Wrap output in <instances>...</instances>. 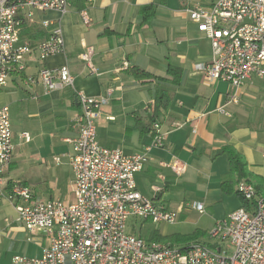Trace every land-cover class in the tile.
Listing matches in <instances>:
<instances>
[{
    "label": "crops",
    "instance_id": "1",
    "mask_svg": "<svg viewBox=\"0 0 264 264\" xmlns=\"http://www.w3.org/2000/svg\"><path fill=\"white\" fill-rule=\"evenodd\" d=\"M217 1L92 0L82 11L69 3L65 14L32 10L33 17L24 18L22 42L39 45L59 23L66 53L44 61L36 53L26 57L25 71L14 74L8 87L0 92L5 96L0 108L9 107L11 123L15 107L27 111L32 119L22 120L19 129L12 123L15 152L5 174V185L0 186V196L8 195L15 184H22L41 199L73 203L76 190L72 167L67 160L56 164L53 158L69 152L68 140L78 135L75 123L81 108L77 92L91 98L106 97L109 104L96 128L101 147L121 149L126 155L140 153L154 144V127H160L164 145L152 149L149 162L135 180L145 198L175 213L177 220L171 224L172 234L165 233L169 224L155 222L164 233L157 232L152 241L196 235L194 243L211 245L208 234L212 228L243 206L237 189L240 180L230 179V193L223 190V182L232 172L224 148L231 147L242 155L248 175L242 181L253 184L258 193L264 192V80L250 78L238 91V101L233 102L235 91L230 84L213 82L195 73L196 64L209 60L212 44L207 26L193 21L187 9L193 4L209 7ZM145 8L150 10L143 15ZM85 14L88 23L83 19ZM90 49L91 65L97 74L91 73L85 59ZM66 64L74 77L73 88L46 95L42 84L32 88L25 85L26 79L37 76L42 68ZM120 67L124 69L118 72ZM133 67L155 75L157 82L141 85L129 74ZM158 89L168 97L158 121L152 124L145 108L154 101ZM23 133L30 135L29 141L20 139ZM19 147L24 149L17 153ZM56 147L60 152H54ZM22 154L29 157L31 173H47L53 183L32 185L27 178L14 181L10 173ZM49 160L54 164L53 175ZM175 167L183 169L180 175ZM41 181L47 182L48 176ZM197 204H203L202 212L196 209ZM151 221L131 219L129 231L143 239L138 230ZM9 222L6 219L0 227V237L2 232L11 233L5 238L8 252H0V263L10 262L15 256L10 253L19 241L40 246L42 252L50 246V236L30 235L24 226L14 227L15 223Z\"/></svg>",
    "mask_w": 264,
    "mask_h": 264
},
{
    "label": "built area",
    "instance_id": "2",
    "mask_svg": "<svg viewBox=\"0 0 264 264\" xmlns=\"http://www.w3.org/2000/svg\"><path fill=\"white\" fill-rule=\"evenodd\" d=\"M92 0H90V3ZM68 0H0V92L14 74L25 71L26 57L36 53L40 60L64 55L65 39L61 25L52 29L48 39L37 46L22 42L21 30L32 10L68 12ZM188 13L195 22L204 23L212 52L206 63H198L195 73L213 82L231 85L236 97L252 78L264 80V0H219L212 6L193 4ZM86 23L90 20L85 14ZM93 49L85 59L92 74ZM124 67L118 68V72ZM42 84L46 95L74 87L68 64L54 69L42 68L25 81L27 87ZM81 114L75 127L78 135L68 140L71 150L54 157L67 160L75 177L73 203L44 200L32 188L15 184L8 200L17 214V223L30 235L50 236V246L40 258L15 255L7 264H264V192L242 181L238 195L243 206L218 222L208 234L211 245L190 243L175 247L171 243H148L129 231L131 219L174 224L175 213L156 206L138 190L135 175L143 171L153 148H162L159 125L152 146L126 155L121 149L101 147L96 128L102 121L109 99L91 98L77 92ZM222 113H224L222 111ZM29 141L30 135H20ZM15 146L8 106L0 108V186L11 165ZM180 175L182 168L175 167ZM203 204L196 209L203 211ZM3 264V263H0Z\"/></svg>",
    "mask_w": 264,
    "mask_h": 264
},
{
    "label": "rangeland",
    "instance_id": "3",
    "mask_svg": "<svg viewBox=\"0 0 264 264\" xmlns=\"http://www.w3.org/2000/svg\"><path fill=\"white\" fill-rule=\"evenodd\" d=\"M4 100H5V96L4 95H0V106L4 104ZM13 118H12V123L16 128H20L22 126V120L24 119H28L30 117H28L27 111H20L17 107L13 108ZM31 119V118H30ZM32 120V119H31ZM22 149H24L23 147H19L16 149V152H20ZM54 152H56V150H58V147L53 149ZM61 149L58 150V152H60ZM20 159H18L17 165L15 167V170L12 171L10 173V176L14 179V181H17L18 179H28V183L30 184H47L49 183L50 185L53 183V181H51L49 174L44 173V172H36L33 174L31 173L28 168H30L31 163L28 162L29 157L26 156L25 154L20 155L19 157ZM54 159V158H53ZM49 171L50 174H54V164L52 163V160H49ZM56 171V170H55ZM40 175L41 179L43 178L44 175L48 176V181L47 182H42L41 179L38 178V176ZM68 184V183H67ZM66 190H68L66 188ZM9 195V194H8ZM8 195L7 194H2L0 196V227H3L5 224V220L9 219L10 222L8 224H13L15 223V226H19V224L16 223V212L13 208V206L11 205L10 201L8 200ZM172 225H169L167 228V231H165L166 234H172V230H173ZM1 230V228H0ZM157 232L160 233H164L163 227L155 222H150V223H144L142 224V227L139 228L138 233H140L141 237L144 240H149L152 241L153 237L157 234ZM4 234V235H3ZM7 234L11 235V233L8 232H2V236L0 237V252L2 253H6L7 251V244L4 242L7 238ZM161 234V235H162ZM191 235H188L187 237H190ZM19 240V239H18ZM19 241V245L12 251V253L10 254H15L18 256H26L28 258H40L42 256L41 253H43L41 251V247L40 246H35L34 244H26ZM175 247H182V246H186V243H176L174 244ZM9 254V256H10ZM14 256V255H13Z\"/></svg>",
    "mask_w": 264,
    "mask_h": 264
},
{
    "label": "trees",
    "instance_id": "4",
    "mask_svg": "<svg viewBox=\"0 0 264 264\" xmlns=\"http://www.w3.org/2000/svg\"><path fill=\"white\" fill-rule=\"evenodd\" d=\"M90 0H68L71 6L77 8L79 11H82L86 4ZM150 8H145L142 10V14H146ZM129 74L133 76L141 85H150L157 82L158 77L155 75H152L148 73L145 70H142L138 67H133L128 70ZM177 79V75H175V80ZM159 81L164 82V79H159ZM157 91V96L154 99L153 102L149 103L147 107L145 108L146 112L149 113L151 116V122L154 124L159 119V112L162 108L166 107L165 99L168 97V95L165 93V91L161 92L160 89ZM156 135V131L155 134ZM224 153L228 154V157L230 159L231 165H232V172L229 177H227L223 182V190L225 193H230L229 189L231 187L232 181L230 179H238L240 184L244 178H247L248 175L246 173L245 169V162L241 154H239L237 151H235L231 147L224 148ZM250 183V182H249ZM198 237L196 235L190 236V237H180V236H174L167 239L157 240L154 239L152 242H168L170 241L173 245L176 243H190L196 240Z\"/></svg>",
    "mask_w": 264,
    "mask_h": 264
}]
</instances>
